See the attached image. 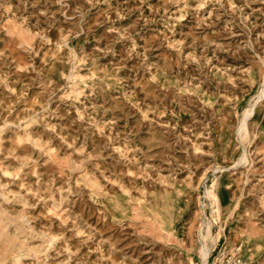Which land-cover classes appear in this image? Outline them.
<instances>
[{"label": "rangeland", "instance_id": "1", "mask_svg": "<svg viewBox=\"0 0 264 264\" xmlns=\"http://www.w3.org/2000/svg\"><path fill=\"white\" fill-rule=\"evenodd\" d=\"M264 264V0H0V264Z\"/></svg>", "mask_w": 264, "mask_h": 264}, {"label": "bare ground", "instance_id": "2", "mask_svg": "<svg viewBox=\"0 0 264 264\" xmlns=\"http://www.w3.org/2000/svg\"><path fill=\"white\" fill-rule=\"evenodd\" d=\"M200 240H201V256H202L201 264H208L209 263L208 255L213 237L207 236L205 234H201Z\"/></svg>", "mask_w": 264, "mask_h": 264}]
</instances>
